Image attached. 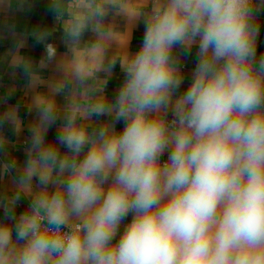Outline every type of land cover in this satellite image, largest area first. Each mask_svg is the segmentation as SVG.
I'll return each instance as SVG.
<instances>
[{"label":"clouds","instance_id":"obj_1","mask_svg":"<svg viewBox=\"0 0 264 264\" xmlns=\"http://www.w3.org/2000/svg\"><path fill=\"white\" fill-rule=\"evenodd\" d=\"M49 11L65 51L44 28L38 62L21 54L26 39L8 52L35 117L23 161L0 159V264H264V0ZM119 22L142 26L138 48ZM15 91L0 93V153L4 131L24 126Z\"/></svg>","mask_w":264,"mask_h":264},{"label":"crops","instance_id":"obj_2","mask_svg":"<svg viewBox=\"0 0 264 264\" xmlns=\"http://www.w3.org/2000/svg\"><path fill=\"white\" fill-rule=\"evenodd\" d=\"M118 27L123 31L128 28L131 32L130 47L136 49L142 41L143 28L126 26L123 22L118 23ZM47 28L52 31L49 42L57 45L58 53L65 51L62 44L63 39V19L57 20L53 13L49 11V0H3L0 3V91L3 93L9 88H15V95L12 96L10 103L19 105L20 115L24 121V126L19 130V135L15 134L10 128L4 131L5 151L0 153V159L5 161H23L24 149L28 143L29 132L27 125L31 124L35 113L29 112L31 106L32 92L27 88V80L21 70H15L9 66L10 49L14 48L17 40L26 39L27 46L21 49V54L31 57L34 62H38L44 55V47L38 44L33 36L37 30ZM90 38V37H89ZM261 48L264 49V34L261 36ZM119 48L113 47L110 55L117 54ZM194 54L189 58L187 70L194 67ZM45 78H52L55 73L50 67L42 73ZM120 70L117 67L115 75L108 85L107 92H114L116 86L120 83ZM79 98V97H78ZM90 100L99 98L94 92H89ZM58 103L61 110L66 107V101L63 97H58ZM62 121H57V124ZM96 124H93L95 127ZM119 127V126H118ZM56 128L54 127L49 136H54ZM11 190V180L0 183V193L8 194Z\"/></svg>","mask_w":264,"mask_h":264},{"label":"built area","instance_id":"obj_3","mask_svg":"<svg viewBox=\"0 0 264 264\" xmlns=\"http://www.w3.org/2000/svg\"><path fill=\"white\" fill-rule=\"evenodd\" d=\"M0 93H1V91H0Z\"/></svg>","mask_w":264,"mask_h":264}]
</instances>
